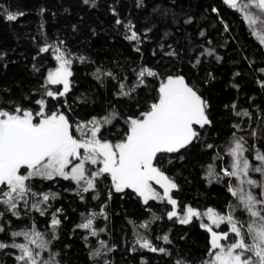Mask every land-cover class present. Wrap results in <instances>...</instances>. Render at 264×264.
Instances as JSON below:
<instances>
[{
	"label": "trees",
	"instance_id": "1",
	"mask_svg": "<svg viewBox=\"0 0 264 264\" xmlns=\"http://www.w3.org/2000/svg\"><path fill=\"white\" fill-rule=\"evenodd\" d=\"M96 5L89 7L82 0H0V10L24 13L11 22L0 14V52L6 53L0 60V107L7 106L4 101L23 102L25 107H35L34 103L29 104L23 98L30 96L33 101L38 98L32 93L54 66L52 50L40 53L39 49L45 44L54 48L61 40L69 53L74 54L73 86L61 101H50L49 108L55 110L59 103L73 123L102 116L115 109L120 116L103 131L105 139L116 141L121 138L127 129L125 119L147 108L156 95L160 79L167 75H184L210 102L213 124L202 131V139L194 146L173 154L171 163L168 162L169 157H162L160 166L179 185V189L173 192L178 201V211L185 205H191L200 212L208 208L225 212L234 199L227 191V178L209 183L206 179L207 166L214 164L217 171L228 166L230 158L224 149L234 131L237 136H243L249 146L255 145L264 152V90L255 82L258 77L264 79V74L256 71L264 67V49L249 34L241 16L222 0H142L139 7L137 0H96ZM113 8L125 23L132 22L134 30L140 34L141 43L124 38L126 30L115 25L117 16L112 14ZM213 8L218 9V13L213 12ZM41 9L44 11L41 12ZM189 18L191 23H185ZM224 24L228 25V31L224 30ZM201 31L205 33L203 37L199 34ZM137 46L139 53L135 51ZM203 48H214L216 55L223 59L217 62L214 57H201V63L193 67ZM173 49L178 56L165 55ZM79 56L86 57V62H79L76 59ZM249 60L255 63L249 66ZM33 65L40 69L38 73L32 70ZM144 65L157 71L159 78H147V87L138 88L131 98H117L114 95L116 81L105 78L101 84L93 75L99 68L104 72H113L120 79L127 76V82L131 84L135 80L132 70ZM209 72L215 79L205 83ZM236 72L240 75L234 76ZM234 84H238L239 88H234ZM51 87L55 89L58 86ZM65 99L67 106H64ZM233 102L237 104V110L248 109L252 113L251 118L236 117L230 107H225ZM234 124H240V130L234 129ZM207 144L214 147L209 149ZM217 153L223 157L222 160L214 159ZM246 155L252 160L254 152ZM179 156H183V160ZM32 186L37 192L59 193L58 199L51 201L49 211L56 208L64 210L61 216L63 224L57 233L59 239L51 247L52 252L59 253L57 259L60 264H93L89 252L100 247L97 238L89 237L86 244L82 238L85 232H73L72 229L81 221V213L90 210L99 212L105 203L108 219L98 217L95 225L107 229L100 233L99 239L114 246V250L106 257L97 258L98 261L108 259L111 264H175L177 259L183 258L190 264H201L208 258L210 233L200 227L199 220L194 219L187 225L180 224L175 218L169 220L166 213L172 210L171 205L160 201H149L148 205H144L131 190L124 194L114 193L109 201L107 189L110 179L98 185V200H93L94 193H89L81 201L71 191L75 185L59 178L55 181L34 180ZM2 210L3 206H0ZM153 215L160 218L153 220ZM4 220H11L9 231L30 225L33 220L44 231L50 215L42 217L33 212L17 220L6 214ZM129 221L136 224L152 221L147 230H135L147 235L157 247L167 248L171 255L153 253L138 245L133 251L134 227ZM216 231H228V226L221 224ZM164 234L169 236L170 244L157 239ZM0 239L7 241L10 238L0 233ZM227 242L230 241L224 243ZM15 251L0 250V264H15L13 256L6 254ZM48 254L45 253V257Z\"/></svg>",
	"mask_w": 264,
	"mask_h": 264
},
{
	"label": "snow or ice",
	"instance_id": "2",
	"mask_svg": "<svg viewBox=\"0 0 264 264\" xmlns=\"http://www.w3.org/2000/svg\"><path fill=\"white\" fill-rule=\"evenodd\" d=\"M222 2L241 16L249 34L264 49V0ZM82 3L89 7L97 6L96 0H82ZM141 3L142 0H137L138 7ZM111 11L117 16L115 25L123 26L126 30L124 38L141 43L140 34L134 30L132 22L129 20L125 23L120 19L115 8ZM212 11L218 13L216 8ZM0 14L10 22L24 15L23 12L13 13L6 9L0 10ZM185 23H191V18ZM75 27L73 25V29ZM224 30H229L227 24H224ZM199 34L202 37L205 35L203 31ZM64 45L65 42L61 40L55 48L51 44H45L39 49L40 53L52 50L56 66L47 71L44 82L32 93L38 98L34 101L30 96L23 98L29 104L34 103L35 107H25L23 102L16 101H4L7 106L0 107V206H3L0 211V221H3L0 222V233L10 238L7 241L0 239V250H16L14 253H6L13 256L15 264H60L57 259L59 253L52 252L51 247L59 239L57 233L63 224L61 216L64 210L56 208L55 211H49L51 201L58 199L59 193L34 191L32 181H55L58 178L70 181L75 185L71 191L84 201L85 194L89 193H94L91 198L98 200V185L103 180L110 179L107 189L109 201L114 193L124 194L131 190L144 205H148L149 201L171 205L172 210L166 213L169 220L175 218L182 225L190 224L194 219L199 220L200 227L210 233L208 258L201 264H264V152L255 145L249 146L245 138L237 136L234 131L224 149L230 158L228 166L217 171L214 164H209L206 172L209 183L227 178V191L234 198L229 202L227 210L221 213L208 208L202 213L191 205H185L178 211V201L173 192L179 189V185L160 166L161 158L167 156L171 163L173 154L187 150L202 139V131L213 124L210 102L184 75H167L160 79L156 95L147 108L138 115L125 119L127 129L121 138L116 141L105 139L103 131L120 116L115 109L105 115L73 123L66 112L61 110L59 103L55 110L49 108L50 101H61L73 86L71 78L74 54H70ZM135 51L139 53L140 48L135 47ZM165 55L176 57L178 53L173 49ZM5 56L6 53L0 52V60ZM205 56L214 57L217 62L223 59L216 55L214 48H203L195 58L193 67L199 65L201 57ZM76 59L81 63L87 60L84 56ZM248 63L251 66L255 61L249 60ZM32 70L37 73L40 71L36 65H33ZM132 71L135 80L131 84H128L127 76L120 79L113 72H104L99 68L93 75L101 84L105 78L116 81L117 91L114 95L117 98H131L138 88L147 87V78H159V73L147 65ZM256 71L264 74V67ZM239 75V72L234 73V76ZM214 79V75L209 72L205 83ZM255 82L264 90V79L258 77ZM51 86L58 87L54 89ZM232 86L239 88L238 84ZM64 106H67L66 99ZM225 107H230L236 117L252 116L248 109L237 110L235 102ZM240 127V124L233 125L237 130ZM253 135L255 136V132ZM206 147L212 149L214 145L207 144ZM253 152V159L250 160L246 153ZM178 158L183 160V156ZM214 159L222 160L223 157L217 153ZM253 174H259V179H254ZM153 184L158 185L162 192ZM106 207L107 203L101 206L99 212L90 210L81 213V221L72 229L73 232H85L82 238L86 244L89 237L97 238L100 247L89 252L93 264H111L108 259H97L106 257L107 253L114 250V246L99 239L100 233L107 229L95 225L98 217L108 219ZM33 212L42 217L50 215L46 230L41 231L33 220L30 225L9 231L11 220H4L6 214L20 220ZM240 216H246V219H241ZM205 217L208 223L204 222ZM159 218L153 215V220ZM151 222L136 224L129 221L133 224L135 236L132 250L136 251L135 245H138L153 253L171 255L167 248L157 247L147 235L135 230H147ZM221 224H226L228 231L214 230L213 226L219 228ZM157 239L171 243L167 234ZM226 241L230 242L224 243ZM45 253H49L47 257ZM175 264L190 262L180 258Z\"/></svg>",
	"mask_w": 264,
	"mask_h": 264
},
{
	"label": "rangeland",
	"instance_id": "3",
	"mask_svg": "<svg viewBox=\"0 0 264 264\" xmlns=\"http://www.w3.org/2000/svg\"><path fill=\"white\" fill-rule=\"evenodd\" d=\"M54 48H55V47H54ZM52 52H53V51H52ZM53 56H54V53H53ZM55 66H56V61L54 60V66H53L52 68H54ZM52 68H50V69H52ZM50 69H49V70H50ZM255 163H256V162H255ZM253 178H254V179H259V174H257L256 176H255V174H253ZM153 186L156 187L158 191H161V192H162V189H160L158 185L153 184ZM205 211H206V210H205ZM203 212H204V211H203ZM203 212H202V213H203ZM240 218H241V219H246V217H245V218H242L241 216H240ZM204 222H205V223H208L206 217L204 218ZM213 227H214V230L217 229V228H215V226H213Z\"/></svg>",
	"mask_w": 264,
	"mask_h": 264
}]
</instances>
